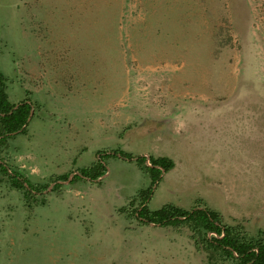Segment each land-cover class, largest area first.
Here are the masks:
<instances>
[{
  "label": "rangeland",
  "instance_id": "obj_1",
  "mask_svg": "<svg viewBox=\"0 0 264 264\" xmlns=\"http://www.w3.org/2000/svg\"><path fill=\"white\" fill-rule=\"evenodd\" d=\"M0 71L32 104L0 162L47 185L27 200L0 173V264H231L138 220L147 190L264 231V0H0ZM116 149L174 166L154 180Z\"/></svg>",
  "mask_w": 264,
  "mask_h": 264
},
{
  "label": "trees",
  "instance_id": "obj_2",
  "mask_svg": "<svg viewBox=\"0 0 264 264\" xmlns=\"http://www.w3.org/2000/svg\"><path fill=\"white\" fill-rule=\"evenodd\" d=\"M32 104L23 99L16 103L9 101L5 90V76L0 71V144L16 133H25ZM109 153L99 154L97 160L89 166L78 169L73 177L96 179L105 172L104 157ZM111 155L122 159L135 160L140 169L147 171L152 179H158L162 172L174 166V161L167 156H134L129 152L116 149ZM148 162V163H147ZM0 173L8 177L10 185L21 192L27 200H34L35 195L43 194L47 185L32 183L16 171H10L0 162ZM69 174L56 176V181L66 180ZM73 178V179H74ZM58 186V182L55 183ZM142 193L139 206L132 210L138 220L143 223L171 225L175 228L186 227L189 237L196 248L207 251L211 257L221 261L228 260L231 264H264V231L258 230L255 234L247 232L240 223L229 224L223 221L220 212L208 207L195 206L189 209L171 203L151 210L147 207L148 198Z\"/></svg>",
  "mask_w": 264,
  "mask_h": 264
}]
</instances>
